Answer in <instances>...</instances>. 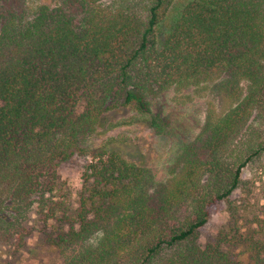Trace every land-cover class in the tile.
<instances>
[{"label": "trees", "instance_id": "16d2710c", "mask_svg": "<svg viewBox=\"0 0 264 264\" xmlns=\"http://www.w3.org/2000/svg\"><path fill=\"white\" fill-rule=\"evenodd\" d=\"M214 72L227 105L205 107L167 178L131 143L85 144L109 112L171 134L159 95ZM74 151L72 205L56 167ZM31 214L49 244L78 246L65 264L264 258V0H0V242L21 241Z\"/></svg>", "mask_w": 264, "mask_h": 264}, {"label": "rangeland", "instance_id": "374dc122", "mask_svg": "<svg viewBox=\"0 0 264 264\" xmlns=\"http://www.w3.org/2000/svg\"><path fill=\"white\" fill-rule=\"evenodd\" d=\"M37 1V0H31ZM220 76L214 72L206 78L191 81L186 86H176L165 90L159 95L158 100L171 116L174 130L171 134L158 136L140 120L137 121L131 112L120 111L106 114V123L98 132L85 137L86 145H96L104 142L124 141L139 149L153 168L154 178L165 179L170 175L169 168L175 162L177 152L181 146L179 140L193 136L203 120L205 107L217 111L225 108L228 99L226 91L220 83ZM236 89L240 85L231 84ZM130 147V146H128ZM132 150H134L132 148ZM86 161V156L74 151L67 159L58 162L56 170L68 188L69 201L76 203V191L81 180L80 170ZM27 223L28 233L21 241L10 239L0 242V264H65L67 256L73 254L78 246L58 248L49 244L43 235L37 231V225L31 221ZM226 213L222 201L210 208L207 221L198 231L197 242L202 246L212 237L224 222ZM236 253L242 264H264V258L256 255L246 246H236L231 249Z\"/></svg>", "mask_w": 264, "mask_h": 264}]
</instances>
